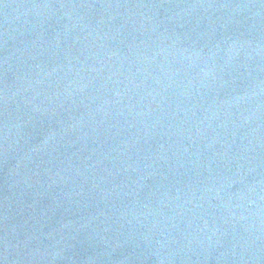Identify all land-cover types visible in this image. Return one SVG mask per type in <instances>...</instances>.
Instances as JSON below:
<instances>
[{
	"label": "water",
	"instance_id": "1",
	"mask_svg": "<svg viewBox=\"0 0 264 264\" xmlns=\"http://www.w3.org/2000/svg\"><path fill=\"white\" fill-rule=\"evenodd\" d=\"M0 264H264V0H0Z\"/></svg>",
	"mask_w": 264,
	"mask_h": 264
}]
</instances>
